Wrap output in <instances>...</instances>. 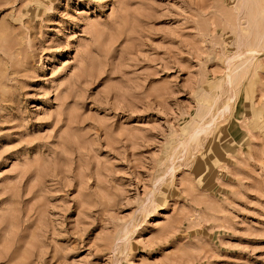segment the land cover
<instances>
[{"label": "rangeland", "instance_id": "1", "mask_svg": "<svg viewBox=\"0 0 264 264\" xmlns=\"http://www.w3.org/2000/svg\"><path fill=\"white\" fill-rule=\"evenodd\" d=\"M0 264H264V0H0Z\"/></svg>", "mask_w": 264, "mask_h": 264}, {"label": "bare ground", "instance_id": "2", "mask_svg": "<svg viewBox=\"0 0 264 264\" xmlns=\"http://www.w3.org/2000/svg\"><path fill=\"white\" fill-rule=\"evenodd\" d=\"M255 52H256V51H253V52H251V53H250V55H254V54H255ZM229 81H230V83H231V84H233V83H234V81H233V79H232V78H231ZM198 134H199V133H198ZM198 134H196V135L194 136L193 142H195V141H197V140H198Z\"/></svg>", "mask_w": 264, "mask_h": 264}]
</instances>
